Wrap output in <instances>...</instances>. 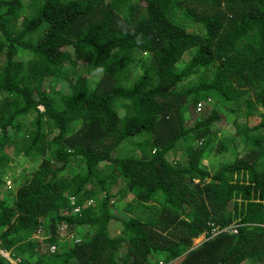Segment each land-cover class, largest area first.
I'll return each mask as SVG.
<instances>
[{
  "label": "trees",
  "instance_id": "1",
  "mask_svg": "<svg viewBox=\"0 0 264 264\" xmlns=\"http://www.w3.org/2000/svg\"><path fill=\"white\" fill-rule=\"evenodd\" d=\"M0 249L264 264V0H0Z\"/></svg>",
  "mask_w": 264,
  "mask_h": 264
},
{
  "label": "built area",
  "instance_id": "2",
  "mask_svg": "<svg viewBox=\"0 0 264 264\" xmlns=\"http://www.w3.org/2000/svg\"><path fill=\"white\" fill-rule=\"evenodd\" d=\"M199 108H200V104H198V109ZM223 230L229 231L231 233H237L236 225H232L230 227H225V228H222L220 230H217V231L213 232V234L215 235V234H217V233H219L220 231H223ZM51 250H54V247H51ZM0 253L2 255L6 256L8 259H10L13 264H19V262L17 260L11 259L9 257V254L5 250L0 249Z\"/></svg>",
  "mask_w": 264,
  "mask_h": 264
},
{
  "label": "rangeland",
  "instance_id": "3",
  "mask_svg": "<svg viewBox=\"0 0 264 264\" xmlns=\"http://www.w3.org/2000/svg\"><path fill=\"white\" fill-rule=\"evenodd\" d=\"M189 112L190 113H193V109L191 108L190 110H189ZM219 127L221 128V129H225V131H230L231 129H232V127H231V123L230 122H227V120H226V118L224 119V123L222 124V125H219ZM214 155L215 154H213V155H211L210 157H214ZM214 160L211 162L213 165H217V163H218V158H217V156H215L214 158H213ZM207 162L209 161V160H206ZM24 169V168H23ZM17 170L13 173L14 174V176H15V174H17V173H19V172H17ZM7 198H8V200H11V197H8L7 196ZM201 238V240L203 239V236H201L200 237Z\"/></svg>",
  "mask_w": 264,
  "mask_h": 264
},
{
  "label": "crops",
  "instance_id": "4",
  "mask_svg": "<svg viewBox=\"0 0 264 264\" xmlns=\"http://www.w3.org/2000/svg\"><path fill=\"white\" fill-rule=\"evenodd\" d=\"M201 236H203V239H204V235H201ZM201 236L194 239V244H198V243L202 242L203 239L201 240V238H200Z\"/></svg>",
  "mask_w": 264,
  "mask_h": 264
}]
</instances>
